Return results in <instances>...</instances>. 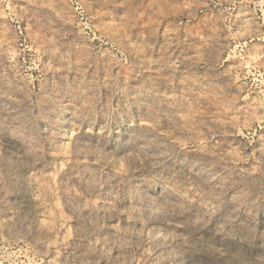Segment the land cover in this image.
<instances>
[{"label":"clouds","instance_id":"9594fccd","mask_svg":"<svg viewBox=\"0 0 264 264\" xmlns=\"http://www.w3.org/2000/svg\"><path fill=\"white\" fill-rule=\"evenodd\" d=\"M212 3L0 0V264H264V0L188 54Z\"/></svg>","mask_w":264,"mask_h":264},{"label":"rangeland","instance_id":"374dc122","mask_svg":"<svg viewBox=\"0 0 264 264\" xmlns=\"http://www.w3.org/2000/svg\"><path fill=\"white\" fill-rule=\"evenodd\" d=\"M9 3L12 6L17 7L18 9V5H16V0H9ZM229 5V0H213V3L211 5H209V8L205 9L204 12H197V20L194 21H188V20H184V23H190V24H197V27L194 29V33L193 36L190 37L191 41H194V45L191 49V51L188 54H192V55H203L202 52H198L196 51L197 49L200 48V41L203 39H207L208 37H210L214 31H216L217 29L220 28V26L222 25L223 21L222 19H220V17L223 16H227L228 13L226 11H224L226 8H228ZM233 16H239V10H234L233 11ZM6 17V13L3 9V7H0V22H3L5 20ZM200 19H204L205 23L203 25L199 24V20ZM179 23V21H178ZM237 23H239V21H237ZM26 25H24L23 23L21 24V28H25ZM230 27L232 28L233 32L236 30V25H230ZM167 27L162 26L161 28V40H160V44L162 45L164 43L163 40V32L167 31ZM97 39H94L93 41H91L90 43H94L96 45H100V39H99V33L95 34ZM221 36L226 35V33H220ZM226 40H222L221 43H226ZM255 43V42H253ZM251 47V46H249ZM181 48L183 49L184 46L182 45ZM230 49H234L236 52V55H231L230 52H225L224 53V69L226 71H230L233 75L235 76H239L240 73L242 72L245 76L246 79H249V81H254L257 78V67L256 65L259 64V61H252L250 58L252 56L255 55L254 52H242L240 51V49L237 47L236 43H232L230 46ZM171 51V50H170ZM174 54H181V49H177L176 52ZM211 54V52L209 53ZM37 55H39V50H37ZM42 59L45 60V62H48L46 58L41 57ZM243 59L244 63L242 66L241 65V60ZM264 59V58H262ZM240 66V67H238ZM259 73H264V67L259 69ZM33 75V80L34 83H36L37 85L42 83V80L40 79H36V77L38 76V73H32ZM166 75V73H165ZM87 131H92L91 129H87ZM259 131H264V130H259ZM74 134V133H73ZM70 148H71V141L69 140L66 143V147H65V152L64 155L66 157H68V161L67 163L65 162L64 159H60L59 161H57L54 165L53 168L48 171L45 172L43 175L45 177V179H43L41 182L44 184H47L50 188L52 184H58L59 183V177H60V173L63 172L69 163H71V155L72 153L70 152ZM126 164L121 161V166H120V170L121 171H125L126 170ZM48 177H51V180L47 179ZM58 203V202H57ZM63 215V213H62ZM71 231V226H69V232Z\"/></svg>","mask_w":264,"mask_h":264}]
</instances>
